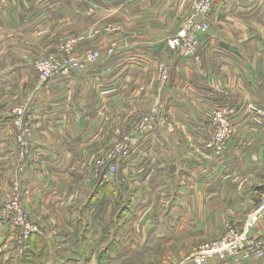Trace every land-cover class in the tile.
<instances>
[{"label": "crops", "instance_id": "0c3cea01", "mask_svg": "<svg viewBox=\"0 0 264 264\" xmlns=\"http://www.w3.org/2000/svg\"><path fill=\"white\" fill-rule=\"evenodd\" d=\"M190 10L191 0H0V203L19 166L16 103L6 101L18 91L33 135L17 176L42 229L30 246L46 243L40 264H156L161 252V264H191L186 259L198 246L243 228L260 207L264 132L249 108L264 106V0H218L208 31L198 36L200 61L179 59L166 46ZM72 36L83 38L77 55L97 50L99 62L38 83L35 60L59 54ZM226 106L236 114L235 133L219 155L207 148L213 130L205 114ZM145 113L165 115L167 129H148L115 175L105 170L87 184L92 192L77 193L91 174L86 164L111 145L108 121H124L118 136ZM128 176L146 187L151 203ZM111 194L122 206L118 216L115 202L99 208ZM16 233L0 222V264H18ZM250 236L264 240V223ZM225 264L264 258L243 254Z\"/></svg>", "mask_w": 264, "mask_h": 264}, {"label": "built area", "instance_id": "2783aa9c", "mask_svg": "<svg viewBox=\"0 0 264 264\" xmlns=\"http://www.w3.org/2000/svg\"><path fill=\"white\" fill-rule=\"evenodd\" d=\"M216 2L218 0H194L193 8H191L185 26L176 36L167 40L166 46L179 59L200 61V39L198 36L200 33L208 31L210 27L209 15ZM82 41L83 38L81 36L69 37L65 42V47L59 50L61 55L55 59L56 62H42L37 66L40 84H45L58 75L67 76L71 72H84L99 62L101 54L98 51L88 53L85 58H77L76 49ZM109 53H113V48L109 50ZM159 67L160 74L163 76L162 80L166 81L168 79L166 67L163 65ZM249 110L259 118L262 130H264V106H250ZM235 116L234 110L229 106L215 108L206 112L205 119L210 123L213 130V137L208 142L207 148L213 149L219 155L223 153L224 148L235 133L233 122ZM157 120H167V118L163 114H150L144 120H141L140 127L137 130H133L128 137H124L111 156H107L105 160L97 162L95 170L98 171L105 168L104 170L110 176H113L116 171V163L122 158H129L140 143L142 137L138 131H141L144 126L145 130L147 128L153 129ZM12 121L16 130L14 138L18 149L16 158L19 165H21L24 164L26 157L30 153L29 141L32 130V125L26 119L25 106L13 109ZM16 186L17 184H13V188H11L13 194L10 193L8 201L3 203V206H0V222H8L15 227L17 230L16 241L20 246H23L34 234L38 233L39 229L18 204L19 202L16 199L18 187ZM260 221L264 223V190L260 207L251 215L243 228H230L220 239L198 247L186 259V262L206 264L208 261L214 260L217 263L225 264L228 260L241 257L243 254L258 260L263 259L264 240L250 236L251 229Z\"/></svg>", "mask_w": 264, "mask_h": 264}, {"label": "rangeland", "instance_id": "374dc122", "mask_svg": "<svg viewBox=\"0 0 264 264\" xmlns=\"http://www.w3.org/2000/svg\"><path fill=\"white\" fill-rule=\"evenodd\" d=\"M217 3V2H216ZM193 5H194V0H191V8H193ZM215 5V4H214ZM213 8V7H212ZM191 11V10H190ZM186 22H187V20L184 22V24H183V26L182 27H184L185 26V24H186ZM181 27V28H182ZM66 42V41H65ZM65 42L64 43H62L60 46H59V50H62V48H64L65 47ZM112 47H113V45H112ZM97 51V50H96ZM90 52H94V51H88V52H86L85 53V55H83V57L82 56H79V55H77L76 54V56H77V58H79V59H81V57L82 58H85L87 55H88V53H90ZM99 52V51H98ZM100 53V52H99ZM58 55V54H57ZM57 55H49V56H46V57H40V58H38V59H36L35 60V62L33 63V69L35 70V72H36V74H37V82L38 83H40L39 82V79H38V71H37V66H39V64H41L42 62H49V61H51V62H56L55 61V59L56 58H58V57H60V55H61V53L57 56ZM54 56H57V57H54ZM160 78H161V80L163 79V76L160 74ZM21 93L22 92H18V91H16V92H12L11 94H9L10 95V97L9 98H7L6 99V101H9L10 103H11V105H13V104H15L16 106L15 107H20L22 104L20 103V102H18V100L21 98ZM3 94H5V95H7V90H4V92H3ZM16 94H17V97H16ZM3 102H5V100L3 99ZM5 104V107H7V105H9V104H7L6 102L4 103ZM150 115V113H145L144 115H142V116H140L139 117V119L138 120H129V122L127 123V126H126V128H125V130H123L122 132H120L121 133V135L119 134L118 136H117V134L116 133H118L119 131V128L121 127V125H124V121L122 122V120H110V121H108V125H107V128L109 129V135H111V145L108 147V148H106V150H104L103 152H100V153H96V154H94V157H93V159L91 160V161H89L87 164H86V168H89V171L91 172V174L89 175V173L86 175V179H81V183H78V186H77V188L76 189H78L77 190V193H81V190L83 189V192H85V191H87L88 192V189L90 190V192H92V190L87 186V184H89L90 182L92 183V180H94V181H99V178L101 177V175L103 174V175H106V171L104 170L105 168H103V169H101V170H95L96 168H95V165H96V163L97 162H99V161H103V160H105L106 158H107V156L109 157V156H111V154H113L115 151H116V147L118 146V144L124 139V137H128L129 136V134L133 131V130H137V128L138 127H140V125H141V120H144L147 116H149ZM30 121V120H29ZM31 124V123H30ZM156 126L155 127H157L158 126V128H164V129H167V125H168V120H157L156 121ZM12 125H13V122H12ZM35 125V124H34ZM13 128H14V126H13ZM31 128H32V130H33V127L31 126ZM150 128H152V127H150ZM154 129V128H153ZM153 129H151V130H153ZM32 130H31V136L33 135V133H32ZM150 130V131H151ZM108 132V131H107ZM148 132V128L145 130V126L143 127V129L141 130V131H138V133H139V135H141V137H144V135L146 134ZM263 132H264V130H263ZM14 135H16V130L14 129ZM14 138H15V136H14ZM114 138V139H113ZM14 145H15V147H16V154H17V152H18V149H17V145H16V143H15V140H14ZM27 158V157H26ZM25 162H26V160H25ZM25 164L26 163H24V164H21V165H19V166H16V168L14 169V171H13V175H14V181H13V184H17V186L16 187H18V195H16V199L18 200V204H20V206L23 208V210H24V212L29 216V218H30V220H32L33 221V219H32V217H31V215H30V213L28 212V210H27V208L25 207V205H24V202L25 201H23V199L21 198V182H20V179H18V176L17 175H20V172L23 170V168L25 167ZM117 164H118V162L116 163V171H115V173H114V175L117 173ZM84 168V167H83ZM131 179V183L133 184V187H136V189H139L142 193H143V195L145 196V197H147L148 199H149V202L151 203V198H150V196H149V191L146 189V187L143 185V184H140V182H139V180H134L133 178H131L130 176H128V181ZM90 183V184H91ZM13 184L10 186L11 188H13ZM76 184V183H75ZM92 186H93V183H92ZM98 187V186H97ZM97 187H96V189H94V191H93V194H94V192L96 191L97 192ZM99 189V188H98ZM9 193H11V194H13V192L11 191V189L9 190ZM92 194V195H93ZM77 194H74V195H72L71 197H70V201H73L76 197ZM94 195H96V194H94ZM9 196H10V194H9ZM9 199V198H8ZM118 199H117V197L116 196H114V195H110V196H107V199L106 200H103V203H101V204H99V208H100V211L101 212H103L104 210L103 209H105L107 206L106 205H108L109 203L110 204H113V202H115V206H117V208H116V210H114L113 211V214L114 215H119V214H121V208L120 207H122V206H120V205H118L117 204V201ZM126 200H128L127 198H126ZM8 201V200H7ZM66 201V200H65ZM112 201V202H111ZM5 203V202H4ZM66 203L68 204V202L66 201ZM107 203V204H106ZM0 206H3V203H0ZM120 208V209H119ZM155 212V211H154ZM154 212H153V214H154ZM119 218V217H118ZM34 222V221H33ZM52 222V220L50 221V223ZM34 224L37 226V228L39 229V231H38V233H36V234H34V236L33 237H36V236H39V235H41V231H42V229L40 228V226L38 225V224H36V222H34ZM226 233V232H225ZM97 234V233H96ZM17 235V234H16ZM101 236V235H100ZM32 237V238H33ZM32 238H30L29 240H28V242L27 243H25V245H23V246H20V244H18V243H16V246H17V248H19V254H21V255H19V261H17L18 262V264H25V257L26 256H24L25 255V253H26V251H27V248H28V245H29V243H30V241H32ZM218 239H220V238H218ZM218 239H215V240H213V241H211V242H209V241H207L205 244H209V243H212V242H214V241H216V240H218ZM17 242V241H16ZM43 244H44V246H46V243L45 242H43ZM204 244V243H203ZM202 244V245H203ZM202 245H200V246H202ZM199 247V246H198ZM172 248H176V246L174 245V247H171L170 249H172ZM102 251H103V249H102ZM100 253H102V252H99L98 254H100ZM165 255V253L164 252H161L160 253V261H158L156 264H161V261H163V258L162 257H164V258H166V256H164ZM188 257H190V254H189V256ZM43 259H45V258H43ZM155 262V260L154 259H151V261H148L147 259H144V260H141V261H137V262H135L136 264H155L154 263Z\"/></svg>", "mask_w": 264, "mask_h": 264}, {"label": "trees", "instance_id": "16d2710c", "mask_svg": "<svg viewBox=\"0 0 264 264\" xmlns=\"http://www.w3.org/2000/svg\"><path fill=\"white\" fill-rule=\"evenodd\" d=\"M42 241L43 240L39 238V243L37 244V246H39L38 250H36L35 247L30 246L31 245V241H30L27 251L24 255L26 256L25 264H40L41 260L45 258L46 248Z\"/></svg>", "mask_w": 264, "mask_h": 264}]
</instances>
